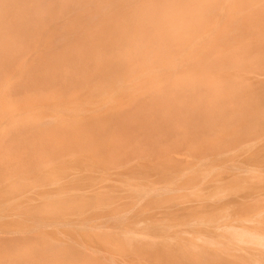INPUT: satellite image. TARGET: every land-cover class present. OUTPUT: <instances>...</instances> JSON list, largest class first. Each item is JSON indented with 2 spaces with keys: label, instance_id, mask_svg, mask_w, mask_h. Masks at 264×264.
<instances>
[{
  "label": "rangeland",
  "instance_id": "1",
  "mask_svg": "<svg viewBox=\"0 0 264 264\" xmlns=\"http://www.w3.org/2000/svg\"><path fill=\"white\" fill-rule=\"evenodd\" d=\"M77 10L68 9L61 20H46L38 28L0 29V264H202L206 248L212 254L230 258L227 251L231 255L232 251L242 252L230 249L225 230L212 232L189 225L202 218L224 223L225 228L236 224L227 214L241 212L245 198L239 199L242 188L231 187L240 182L237 171L227 169L228 164L248 162L258 168L255 163L259 159V169L263 170V136L242 153L222 158L225 160L221 165L211 160L209 166L215 169L210 180L204 182L197 178L201 169L195 165L186 169L183 158L203 163L205 153L180 154L173 142L214 138L222 130L215 127V118L219 117L213 114L219 112L216 105H168L161 96L151 101L142 95L157 96L161 89L140 86L63 89L41 83L36 87L7 88L9 79L19 78L33 65L51 68L60 75L59 70L73 61L67 54L74 52L84 54L85 62H90V73L101 75L102 67L127 70L131 62L135 67L146 65L135 55L137 46L118 37L103 43L101 40L107 38L98 32H109L102 31L99 24L86 27L90 38L83 43L73 38L65 40L66 31L76 33L79 22L73 28L69 26L76 22ZM19 34L23 37H14ZM138 93L140 98L134 99ZM245 113L241 121L260 128L257 132L247 131L248 137L263 133L264 127L259 124H264V119ZM42 116H52V120L35 124ZM172 118L177 123L168 126L183 129L181 134L186 136L172 132L170 137L155 139L165 132L164 124ZM122 145L138 151L133 159L121 163L127 162L121 168L126 173L118 175L120 181L114 183L122 188H114L111 181L113 188L105 196L99 194L104 190L98 189L105 183L101 181L113 170L98 167V161L121 159L122 155L116 154ZM154 145L170 151V163L150 165L146 155ZM260 175L264 176V171ZM129 183L161 190H152L135 199L134 204H127L134 193ZM221 195L226 197L215 201ZM204 204H208L207 209ZM192 251L198 254L193 256ZM259 259L264 264V258Z\"/></svg>",
  "mask_w": 264,
  "mask_h": 264
},
{
  "label": "bare ground",
  "instance_id": "2",
  "mask_svg": "<svg viewBox=\"0 0 264 264\" xmlns=\"http://www.w3.org/2000/svg\"><path fill=\"white\" fill-rule=\"evenodd\" d=\"M77 8L76 22L69 26L73 28L79 22L76 33L66 31L65 40L73 38L78 43H83L90 38L85 33L86 27L92 23L99 24L102 31L109 32H98L103 35L102 38H107L101 40L103 43L118 37L137 46L134 48L135 55L144 60L146 65L135 67L132 62L125 60L129 63L127 70L102 67L101 75L89 72L90 62H85L84 54L68 53L69 61H73L59 70L62 74L59 72L60 75H57L48 67L33 65L28 68L29 72L19 74V78L9 79L8 89L36 87L41 86V83L63 89H138L140 86L144 89H161L157 96L142 95L147 100L156 101L161 96L160 99L168 105L187 103L205 108L216 105L219 112L215 111L213 114L218 113L220 117L215 118V127L222 129L216 132L219 135L215 134L211 139L203 137L199 140L192 138L184 143L173 142V146L181 150L180 154L186 155L187 152L188 155L196 156L205 153L203 163L183 158L186 169L194 165L201 169L197 178L204 182L210 180L215 169L209 166L211 160L219 161L221 165L225 160L222 158L240 154L246 150V146L250 147L254 142L262 140L259 137L264 138V132L248 137V132H257L260 128L248 127L254 124L246 125L247 122L241 121L244 112L247 117L264 119V0H0V29L38 28L46 20L59 21L68 9ZM14 37L23 36L19 34ZM175 55L177 56L174 57ZM75 56L78 58L74 60ZM139 95L134 94L133 98H140ZM78 101L81 109L85 110L86 107L80 103V99ZM140 102L144 100L140 99ZM39 119L40 122L36 121L35 124L52 120V116H42L36 120ZM172 123H177L175 118L164 124L167 125L165 132L155 139L170 137L174 132L175 136H186V133L181 134L183 129L168 126ZM259 125L264 127V124ZM147 152L146 156L152 166L162 167L171 162L167 148L154 145ZM137 153L138 151L122 145L116 154H121V159L112 158L111 163L104 158L98 161V167L113 170L101 181L105 183L98 189L104 190L99 194L105 196V192L113 188V185L114 188H122L120 184L114 183L120 181L118 175L126 173V169L124 171L121 168L127 162L121 163L124 159H133ZM261 160L264 161V156ZM259 164V159L255 163L258 168L248 162L242 165L232 162L228 164L227 169L230 167L236 170V179L240 182L233 183L231 187L242 188L239 199L245 198L241 202V206H245L241 212L233 210L227 214L236 224L225 228L222 227L224 223L202 218L189 225L192 227L195 224L201 230L212 232L225 230L227 240L231 243L230 249L237 252L236 249L243 250L239 253L232 251L233 255L227 251L232 256L230 258L212 254L206 248L202 252V264H260L259 257L264 258V176L260 175L264 169H259ZM240 169L246 170L247 174H241ZM111 181L113 185L110 184ZM259 182L261 183L258 184ZM51 183L56 184L57 181ZM127 186H131L130 192H134L130 194L127 204H134L135 199L151 194L152 190H161L154 186H148L147 189L137 188L133 183ZM224 197L226 196H217L215 201ZM204 206V209L208 208V204ZM241 244L245 245L242 247ZM192 253L193 256L198 254L193 251Z\"/></svg>",
  "mask_w": 264,
  "mask_h": 264
}]
</instances>
